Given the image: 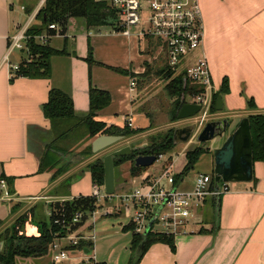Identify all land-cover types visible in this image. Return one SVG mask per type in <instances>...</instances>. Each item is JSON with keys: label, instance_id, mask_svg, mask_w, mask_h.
<instances>
[{"label": "crops", "instance_id": "obj_1", "mask_svg": "<svg viewBox=\"0 0 264 264\" xmlns=\"http://www.w3.org/2000/svg\"><path fill=\"white\" fill-rule=\"evenodd\" d=\"M45 1L0 0V179L6 180L12 196L11 202H0V235L34 206L41 205L48 211L52 202L91 196L95 186L89 167L110 152L130 146L153 127L152 113L146 111L151 102L148 107L141 104L144 85L135 78L136 88L130 90V74H144L149 62L146 44L135 36L116 35L111 28L88 31L83 21L71 19L65 35L57 33L47 42L52 48L65 51L51 58L49 78L11 77L5 61L11 39L38 25L37 14ZM223 1L228 2L226 8L218 12L213 6L214 0H200L205 40L198 55L207 57L217 92L221 90L223 79L229 80V92L223 96L224 110L234 109L236 95L243 94L244 85L248 97L255 102V108L251 109L249 101H243L245 108L264 115V0ZM90 52L94 59L92 64L87 60ZM243 54L251 64L250 69H258L262 74L263 86L258 84L257 87L254 80L245 75L249 68L241 65L245 62ZM23 55L25 52L14 51L9 62L20 64ZM239 56L242 59L239 60ZM93 88L108 92L112 99L108 107L96 114V121L123 128L131 120L132 129H145V132L127 137L90 158L74 160L75 165L54 180V170L41 167L48 147L81 151L75 150L69 142L62 143L64 138L58 140V133L44 114L49 93L60 90L67 94L74 103L76 116L83 119L90 112ZM135 113L149 120L145 127L136 125ZM250 115L246 112L245 117ZM237 125L232 122L230 130ZM221 139L213 151L222 146L224 137ZM185 149L183 154H186ZM69 158L67 156L64 163H68ZM70 159L73 161L72 157ZM124 166L131 168V162L121 167ZM146 175L151 173H143ZM254 176L252 183H235L234 188L219 199L208 198L196 231L174 238L175 251L166 243L152 244L138 264H264V163H254ZM139 179L131 177L136 183ZM192 186L181 184L183 189ZM33 197L48 199L28 200ZM123 216L128 221H124ZM115 217L117 220L96 222V227L87 221L77 233L95 236L93 251L88 257L93 264H130L136 255L133 232L124 230L129 225L126 210L122 209ZM91 229L95 234L89 232ZM25 233L38 235V230L28 222Z\"/></svg>", "mask_w": 264, "mask_h": 264}, {"label": "trees", "instance_id": "obj_2", "mask_svg": "<svg viewBox=\"0 0 264 264\" xmlns=\"http://www.w3.org/2000/svg\"><path fill=\"white\" fill-rule=\"evenodd\" d=\"M71 19L83 21L88 31L101 28H117L118 22L117 13L110 7L108 0H46L44 7L37 14L38 25L31 26L27 30V34L31 37L40 36L44 33H48L51 36L57 33L65 35ZM50 25L57 26L59 31L51 30ZM27 46L30 57L19 64V68L12 78H49L51 75V58L55 55L64 54L65 51L56 50L48 44H41L35 39H30ZM87 60L90 64L94 63L91 52ZM164 66L160 74L165 75V78L168 80L166 90L168 91V96L173 99L170 117L171 122L175 123L178 121L180 109L187 103L186 99L191 95L202 93L204 89L200 86L191 85L185 81L183 76L174 77L173 70L166 63ZM149 72L150 67L148 66L144 74L139 76L130 74V77L145 78ZM228 92L229 80L228 78H224L221 90L214 95L211 114L217 112L216 102L218 96H225ZM111 101L112 99L108 92L96 88L91 89L89 115L80 119L76 116L72 99L60 90H51L48 102L44 107V114L58 133V140L74 133L75 137L72 136L71 138L74 141L72 146L78 144L76 136L80 132H82L79 134L80 137L84 136L89 140L93 138L95 140L100 135L123 136L127 138L145 132V129L135 130L128 125L120 128L96 121V114L108 107ZM248 105L251 109L255 108L254 100L251 99ZM248 118L253 137L254 163H264V115L254 114L248 116ZM175 130L170 129L168 136L159 142L156 141V138H152L147 146L133 151L130 156L116 157L114 159L115 168L117 169L123 164L131 162V176H141L148 168L135 167V159L138 156H156L159 158L161 155L167 154L176 146L173 141ZM206 152L202 147L189 150L185 156L186 164L183 172L175 175L176 181L178 182L183 179L184 176L192 171L201 156ZM93 155L92 145L81 152H73L69 149L50 146L43 156L41 167L43 169L54 170L53 179L55 180L75 165L74 160L87 159ZM67 156L72 157L73 161L69 158L68 163H64V159ZM89 169L94 186H104L105 170L103 158L92 164ZM42 207L41 205L34 206L27 213L21 215L0 235V240L4 242V248L0 252V264H20L21 261L27 258L42 259L46 255H51V245L55 239L74 233L81 227H84L87 224L89 215L98 208V204L92 196H80L70 201L52 203L49 206L52 212L49 222H44L38 216ZM14 208L16 209V206ZM77 213H82L83 218L79 223H73V219ZM107 216L113 217L115 214ZM56 220H59L60 224H55ZM28 222L37 228L38 235L28 236L25 234V227ZM124 230H131L134 236L133 246L136 255H134L130 264H138L146 250L155 243H166L172 251H175V240L171 235L156 232L139 235L135 233L133 224H129ZM74 249L80 251L89 250L90 255L93 251V244L89 241H82L78 247L71 248V250Z\"/></svg>", "mask_w": 264, "mask_h": 264}, {"label": "built area", "instance_id": "obj_3", "mask_svg": "<svg viewBox=\"0 0 264 264\" xmlns=\"http://www.w3.org/2000/svg\"><path fill=\"white\" fill-rule=\"evenodd\" d=\"M109 5L118 17L117 28H112L113 34L126 38L135 36L146 44L148 50L159 51V56L161 55V59L173 70V73L178 72L182 67L178 76H183L191 85L204 89L202 93L191 95L186 99L187 103L201 105V111L195 117L193 138L197 137L206 125L211 114L214 95L217 93L208 59L204 54L198 55L205 40L200 0H110ZM50 29L59 31L55 25H50ZM51 37L48 33L31 37L27 34V30L13 36L5 60L10 68L11 77L18 70L19 64L9 62L10 55L14 51L25 52L28 55L27 43L30 39L47 44ZM136 85V79L131 78L130 90L133 91ZM127 125L132 127L131 120H128ZM163 156L157 158V161ZM172 167L173 165L161 167L157 174L139 177L137 188L117 196L116 193L108 196L104 186H95L91 196L102 207L103 201L111 200L113 197L119 198L120 205L108 211L107 215L117 214L122 207L128 214V224L134 225L136 234L145 235L151 223L150 232L163 233L174 238L192 234L197 229L200 212L204 209L208 198L218 199L228 193L230 187L228 183H221L220 189L216 190L214 173H212V175L197 174L193 186L183 189L181 184L184 181L183 179L176 181L175 175L171 172ZM0 191V202L12 201L4 179H0ZM47 199V197L28 198L31 201ZM102 207L98 205V208L89 215L93 219V224L96 222L95 215ZM48 215L49 217L52 215L50 209ZM82 218L83 214L77 213L73 223H79ZM55 224H60L59 220H56ZM155 227L161 229L155 231ZM94 238V235L84 236L76 233L57 237L51 245L53 264L76 260V257L71 255L72 252L85 255V251L71 250V248L78 247L82 241L92 242ZM83 255L81 258H84ZM86 261L90 262L89 259Z\"/></svg>", "mask_w": 264, "mask_h": 264}, {"label": "rangeland", "instance_id": "obj_4", "mask_svg": "<svg viewBox=\"0 0 264 264\" xmlns=\"http://www.w3.org/2000/svg\"><path fill=\"white\" fill-rule=\"evenodd\" d=\"M108 1H110V0H108ZM227 3H228L227 1L224 2L223 0H214L213 6L216 7L218 12H220L226 8L225 5H227ZM17 54H19V53H17ZM146 54L149 57V58L147 57L149 59V62L145 66V72L148 69V66L150 67V72L148 75H146L145 78H138L137 81L139 82V84L144 85V87H145L144 90L142 91L141 98L143 100H142L141 104L148 107L149 101L151 102V105L149 106L148 109H146V111L149 110L152 113L153 123L151 122V124L153 125V127H152V129H149L148 132H146L145 134H142L139 137H137V139L134 140V142H132L130 145L132 148L141 147L142 144L147 146V144H149V142L151 141L152 138H156L157 142H159L161 139H165L168 136V132L171 128L175 127V129H177V128H180V127L185 126V125L194 126L196 123V120L194 117V118L187 119V120H178L177 122H175V124H172L170 116H171V110L173 107V104H172L173 99H171L168 96V91L166 90L168 80L165 78V75L160 74V71L163 70L165 67L164 66L165 61L163 59H161V55L159 56V51H157V50L152 51V49H150L147 51ZM28 55L25 53V55L22 56L21 61L27 60V58H29ZM247 56H249V55H247ZM243 57H244L245 62H244V64H241V65L249 68L248 73L245 72V75L248 74L254 80V84L257 87H258V84L260 86H263L262 74L260 73V71L258 69H253V68L250 69L251 64L247 61V58L244 54H243ZM240 59H242V56H239V60ZM181 69H182V67L179 69V71H181ZM179 71L174 73V77L178 76ZM122 76H125V75L122 74ZM242 82L245 83L246 81L243 79ZM258 89H260V87ZM245 90H246V87L243 85V91H242L243 94L241 93L242 95H240V96L236 95V102L234 103L235 105H234L233 110L227 111V109H225L223 111H217L214 114H210L206 124L209 122H212V121H224V120H228L231 123L236 122L239 124V122L246 116V112H250L251 115H254L255 113H251L253 111L250 109H246L244 103H242L243 101H246V100L250 101V99H251L250 97H248V94ZM241 105H243V106L241 107ZM140 111L142 113V107H141ZM135 114H136V116H135L136 125L145 127L146 123L149 122V120H147L146 117L138 115L137 113H135ZM260 114H262V113H260ZM229 131H231V130H229ZM80 133H82V132H80ZM80 133H78V136H76L78 139V144L73 145V147H76L75 150H77V151L85 150L87 147L91 146L92 142L94 141V138L89 140V139L85 138L84 136L80 137L79 136ZM72 136L75 137L74 133H72V134H70V136H67L66 138H64L62 143H65L64 141H66V142L71 143V145H72V143L74 142L71 139ZM78 137H80V138H78ZM221 141H222L221 137H216L212 141H209L206 143H199L197 140V137H195L187 144H180V145H177L174 148H172L167 154H165L163 156V158H161L159 161H157L153 166L149 167L147 169V171H145V172H147L149 174L150 173L151 174L152 173L157 174L161 167H169L170 165L173 164L171 172L173 173V175H179V174H181V172H183L184 166L186 164V160H185L186 154L182 153L183 149L187 147L188 149L187 148L185 149L186 153H187L189 150H192V149L197 148V147H202L207 152L201 156L198 163L194 166V169L192 171H190L186 176H184L185 178L183 179V181L185 182V184L187 186L190 184H193L194 179L196 178L197 174H210V175H212V173H213V147L220 144ZM172 161H173V163H172ZM131 166H132V163H131ZM130 170H131V168H128V166H124V167L120 166L116 169V182L118 184V190L116 189V192H115L116 196L121 194V193L130 191L133 188L138 187L139 182L137 181V183H136V181L131 180L132 176L130 174ZM141 176H143V174ZM141 176H138V177H141ZM234 186H235V184H229L230 188H234ZM98 205L100 207H102L100 204H98ZM102 205H103V207L100 208L98 211V214L95 215L96 222L102 221L105 219L117 220L116 217L114 218V216L108 217L107 212L110 211L111 209H113L116 205H118V206L120 205L119 198L113 197L111 200L103 201ZM122 209L123 208L120 207V211ZM47 213H48V211H44L43 208H40V212H39L38 216L44 222H49L50 219H49V215ZM200 213H202V210ZM214 216H215V214H214ZM210 217H209V219H210ZM123 220L128 221L125 217L123 218ZM96 222H95V224H96ZM88 224L89 225H95V224H93L92 217H89ZM96 225H95V227H96ZM160 229H161V227H155V231H159ZM4 231H2V232H4ZM92 231H93V229H91V231H89V232H92ZM2 232H1V234H2ZM78 232H79V230L77 232H74L73 234H75V233L77 234ZM92 233L95 234L94 231ZM0 242H1V240H0ZM71 255L76 257L75 258L76 260H71V261L65 262L64 264H81V263L93 264L92 262L86 261L87 259H89L88 257L91 254L90 255L89 254L83 255L80 252H72ZM82 255L84 256V258H81ZM20 264H53V262H52V256L46 255V257H44L42 259L27 258V259L21 261Z\"/></svg>", "mask_w": 264, "mask_h": 264}, {"label": "water", "instance_id": "obj_5", "mask_svg": "<svg viewBox=\"0 0 264 264\" xmlns=\"http://www.w3.org/2000/svg\"><path fill=\"white\" fill-rule=\"evenodd\" d=\"M216 110H224V98L219 95L216 102ZM201 111V105L186 103L179 111L178 120H187L196 117ZM231 122L212 121L205 125L202 131L197 135L199 143H206L214 140L216 137H224L221 147L213 151V173L215 180V189L219 190L221 183H252L254 176V157H253V137L251 124L248 117H244L233 131H229ZM194 136V126L185 125L177 128L174 132V144H187ZM125 137L100 135L92 142V152L97 154L105 149L112 148ZM145 146L132 148L125 146L114 150L104 156L103 164L105 170L104 190L108 196H113L116 192V168L114 159L116 157L130 156L133 151L142 149ZM157 161L156 156H138L135 161L137 168H149ZM152 223L149 225L147 235L150 232ZM4 248V242H0V252ZM85 255L89 254L86 250Z\"/></svg>", "mask_w": 264, "mask_h": 264}]
</instances>
